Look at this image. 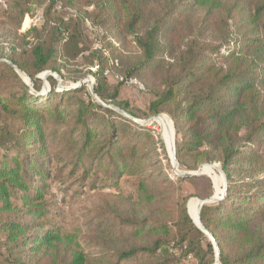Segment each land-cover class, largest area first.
Returning <instances> with one entry per match:
<instances>
[{"label":"trees","instance_id":"16d2710c","mask_svg":"<svg viewBox=\"0 0 264 264\" xmlns=\"http://www.w3.org/2000/svg\"><path fill=\"white\" fill-rule=\"evenodd\" d=\"M77 1L67 0L63 8L76 7ZM60 3L11 0L7 12L8 22L18 30L25 16L38 8L44 10V22L20 35L18 55L0 61V113L23 126L19 135L4 132L0 139L6 149L0 160V264H173L170 253L179 256L177 250L185 252V258L197 256L198 264H213L216 250L208 234L219 247L220 264H264V0H85L82 7L95 8L87 16L94 26L117 28L124 22L134 37L141 54L118 61L122 77L136 79L155 97L152 114L172 117L177 161L189 156L194 169L218 161L228 181L224 199L202 207L201 222L208 234L190 217L185 199L173 225L121 220L122 238L136 241L148 235L152 240L110 249L107 258L88 255L76 234L37 223L49 212L45 197L53 161L47 119L65 121L70 114L66 104L86 91L85 86L66 89L58 101L54 89L46 96L33 92L42 83L37 76L45 71L64 77L59 60L67 64L88 59L84 21L58 14L54 9ZM246 27V34L235 36ZM109 50L111 56L92 52L89 64L98 69L90 73L97 81L93 94L103 102H116L118 93L107 95L106 89L105 73L116 51ZM19 73L29 77L33 87ZM48 80L55 82L51 76ZM87 95L88 101L76 102L79 120L93 110L128 116ZM128 106L117 102L121 111ZM112 132L105 145L93 151L95 159L103 151L98 165L107 182L117 185L124 175L142 176L145 171L136 159L141 135L124 148L115 141L120 133ZM96 136L87 129L79 161ZM202 178L182 176L178 181L197 185ZM138 191L143 202L152 204L158 186L150 176L143 177ZM210 197L211 192L201 199Z\"/></svg>","mask_w":264,"mask_h":264},{"label":"rangeland","instance_id":"374dc122","mask_svg":"<svg viewBox=\"0 0 264 264\" xmlns=\"http://www.w3.org/2000/svg\"><path fill=\"white\" fill-rule=\"evenodd\" d=\"M5 1L6 7L0 4V61H7L13 54L18 55L20 53V35L25 34L33 27L40 28L44 22L43 8H35L34 14L25 16L18 30L7 20L11 0ZM66 2L67 0H61L54 10L60 15H65L66 18L81 17L83 19L86 37L83 45L87 49L84 54L88 59H80L78 63L68 62L67 64H65V60H59L65 66L62 67L64 77L51 71H45L37 76V78H41L39 80L42 83L37 87L38 91L33 92L36 95L46 96L54 89L55 99L58 101L60 93L66 89H73L77 85L85 86L86 91L79 93L72 103L66 104L70 114L65 121L58 122L54 118L47 119L45 129L51 140L50 158L53 161L48 179L50 187L45 197L49 212L37 223H43L49 227L55 225L61 227L64 232L76 234L83 250L88 255L107 258L106 253H109L110 249L126 248L128 244L136 242L146 245L152 240V237L148 235L146 238L136 241L122 238L119 227L121 220L139 222L154 220L162 224L173 225L174 217L183 200L187 199L188 201L189 213L190 204L193 201L202 200L201 198L205 197L207 193L211 192L212 196L217 197L218 200L215 202L220 201L226 196L228 181L220 172L222 164L218 161L203 163L194 169L193 159L185 156L181 162H178L179 171L174 169L168 151V149L171 150L173 156V144L170 147L164 138L165 130L171 131L177 151V129L172 117L168 113L152 114L149 107L155 97L139 84L135 82L125 84L117 78L122 77L121 65L119 66L118 61L123 59V56L137 57L141 54L134 37L125 31L124 22L117 28L111 27V24H108L107 28L94 26L87 16L95 8L94 6L82 7L85 0H78L76 7L68 6L64 9ZM162 2L164 3L165 0ZM245 24L246 22L243 23V25ZM249 29L250 27H246L243 32L235 36L246 34ZM107 49L116 50L115 57L112 56L110 59L111 68L105 73L107 95L117 92L116 102L114 100L103 102L93 94V88L97 86V81L90 70L96 72L98 67H92L89 64L93 59L90 55L96 50H101L104 51L105 56H111L110 50L107 51ZM46 73L48 74L44 76ZM19 74L25 80L26 76L22 73ZM50 76L55 82L48 80ZM74 78L79 79L74 81ZM30 87H33V82ZM87 93H90L105 108L119 113L126 112L128 116L123 115L125 118L123 119L100 110H93L87 113L83 120H79V104L76 102L80 99L88 101ZM121 101L129 105L126 110L121 111L117 108V102ZM161 118H166L164 126L160 124ZM22 127L20 122L0 113V139L4 132H9L14 136L19 135ZM87 129L96 133V142L83 160L79 161L78 153L84 146ZM113 130L115 133H120L119 138H115V141L120 140L119 142L124 148L128 145L127 143H135L136 134L141 135L136 159L141 165V169L145 171L142 176L124 175L119 179L117 185L109 184L106 174L100 171L98 164L103 151H100L101 154L97 156V159L93 152L94 147L105 145ZM152 139L154 140L152 141ZM5 151L3 143L0 142V160ZM93 160L95 161L94 166L92 165ZM211 165H215L217 168H212ZM202 166H206V173L202 179L197 181V185L178 181L182 177L181 173H195ZM148 176L158 186L152 204L143 202L138 191L139 180ZM33 233L35 231H32L30 235ZM0 239L3 241L4 237ZM209 240L211 241V239ZM177 253L179 256L170 253L173 264H198L197 256L185 258V252L177 250ZM213 264H220V261L217 263L215 260Z\"/></svg>","mask_w":264,"mask_h":264},{"label":"water","instance_id":"95a60500","mask_svg":"<svg viewBox=\"0 0 264 264\" xmlns=\"http://www.w3.org/2000/svg\"><path fill=\"white\" fill-rule=\"evenodd\" d=\"M47 74H48V73L44 74V76H46ZM38 79H41V78H38ZM25 82H26L29 86L32 85V81H31V79H30L29 77H27V76H26V78H25ZM77 87H79V85H77L75 88H77ZM75 88H73V89H75ZM97 99H98V98H97ZM175 148H176L175 143H173V156H172L171 150L168 149V151H169V153H170V155H171L172 164H173L174 169H175L176 171H179V170H178L179 163H178V161H177V159H176V150H175ZM211 167H212V168H217L215 165H211ZM220 172L222 173L223 177H225V174H224V172H223L222 169H220ZM205 173H206V166H202V167H200L199 170H198L197 172H195V173H181V174H182V176H203V175H205ZM216 200H218L216 196H215V197L212 196V197H210L209 199H206V200H199V210H198V223H199V225H197L196 222L192 219V220L194 221V223H195V224H196V225H197V226H198L203 232H205L206 234H208V233H207L206 230L204 229V227H203V225H202V222H201V210H202V207H203L204 205H206V204H210V203H213V202H215ZM189 214H190V213H189ZM190 217H191V215H190ZM191 218H192V217H191ZM208 235H209V237H210V239H211V241H212V243H213V245H214V247H215V250H216V262L218 263V262H219V257H220V250H219V247H218L216 241L214 240L213 236L210 235V234H208Z\"/></svg>","mask_w":264,"mask_h":264},{"label":"bare ground","instance_id":"6f19581e","mask_svg":"<svg viewBox=\"0 0 264 264\" xmlns=\"http://www.w3.org/2000/svg\"><path fill=\"white\" fill-rule=\"evenodd\" d=\"M165 121H166V118H163V119L161 118L160 119V124L162 126H164L165 125ZM164 138L166 139L167 143H169L170 147H172V144H173V133L171 131H166L165 130ZM198 210H199V201H197V200L193 201L190 204V214H191L192 218L194 219V221L196 222L197 225H199V223H198Z\"/></svg>","mask_w":264,"mask_h":264},{"label":"built area","instance_id":"2783aa9c","mask_svg":"<svg viewBox=\"0 0 264 264\" xmlns=\"http://www.w3.org/2000/svg\"><path fill=\"white\" fill-rule=\"evenodd\" d=\"M0 4H2L3 6L6 7V1L5 0H0ZM117 78L119 81L124 82L125 84H133V82H135V83L139 84L142 88H144L143 85H141V83H139L136 80L134 81L133 79H124L123 77H117Z\"/></svg>","mask_w":264,"mask_h":264}]
</instances>
